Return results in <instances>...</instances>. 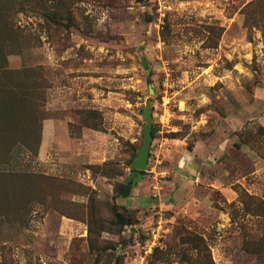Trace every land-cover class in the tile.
<instances>
[{"label":"rangeland","instance_id":"obj_1","mask_svg":"<svg viewBox=\"0 0 264 264\" xmlns=\"http://www.w3.org/2000/svg\"><path fill=\"white\" fill-rule=\"evenodd\" d=\"M4 10L0 264H264V0Z\"/></svg>","mask_w":264,"mask_h":264},{"label":"trees","instance_id":"obj_2","mask_svg":"<svg viewBox=\"0 0 264 264\" xmlns=\"http://www.w3.org/2000/svg\"><path fill=\"white\" fill-rule=\"evenodd\" d=\"M11 19L9 18V15L7 14V10L0 11V26L5 30V31H13V26L11 24ZM0 68H2V65L0 64ZM4 135L8 136L9 133L5 132ZM151 135H153V131L151 130ZM144 170H135V169H130V174L129 176L125 179V181L121 182L118 184L116 187V194L119 197L126 198L130 195L132 188L136 185L137 182V176L139 174L144 173ZM9 172H5L4 175H6ZM9 175V174H7ZM116 216L120 219L121 224L123 225H130L131 221L128 219L123 218V215L120 213H117Z\"/></svg>","mask_w":264,"mask_h":264},{"label":"water","instance_id":"obj_3","mask_svg":"<svg viewBox=\"0 0 264 264\" xmlns=\"http://www.w3.org/2000/svg\"><path fill=\"white\" fill-rule=\"evenodd\" d=\"M150 90L153 91L152 88H150ZM142 117L145 119V123L141 131L143 136V142L138 148L136 155L130 164V167L135 170H145L147 167L149 149L152 141V111L150 106L146 105L144 107Z\"/></svg>","mask_w":264,"mask_h":264}]
</instances>
